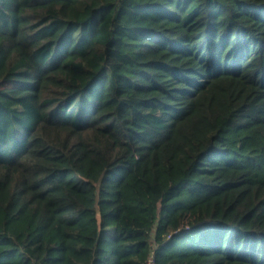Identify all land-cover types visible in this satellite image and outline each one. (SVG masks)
<instances>
[{
	"label": "trees",
	"instance_id": "1",
	"mask_svg": "<svg viewBox=\"0 0 264 264\" xmlns=\"http://www.w3.org/2000/svg\"><path fill=\"white\" fill-rule=\"evenodd\" d=\"M264 264V0H0V264Z\"/></svg>",
	"mask_w": 264,
	"mask_h": 264
},
{
	"label": "built area",
	"instance_id": "2",
	"mask_svg": "<svg viewBox=\"0 0 264 264\" xmlns=\"http://www.w3.org/2000/svg\"><path fill=\"white\" fill-rule=\"evenodd\" d=\"M144 264H154V256H153V252H151L148 256V258L146 259Z\"/></svg>",
	"mask_w": 264,
	"mask_h": 264
}]
</instances>
